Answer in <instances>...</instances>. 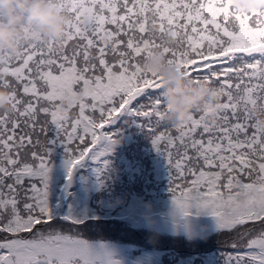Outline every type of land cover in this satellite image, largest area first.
<instances>
[{
  "label": "snow or ice",
  "instance_id": "snow-or-ice-1",
  "mask_svg": "<svg viewBox=\"0 0 264 264\" xmlns=\"http://www.w3.org/2000/svg\"><path fill=\"white\" fill-rule=\"evenodd\" d=\"M60 4L72 17L64 41L25 46L19 58L0 56V87L11 90L13 107L0 114V233L12 237L0 240V264H120L107 245L58 230L49 198L57 149L72 158L70 182L91 162L103 186L120 133L98 130L121 118L142 132L147 128L154 149L167 159L172 203L186 215L212 216L220 232L264 221V119L256 115L264 113V12L241 13L233 0ZM155 49L197 83L217 85L222 102L194 113L182 127L167 125L163 78L143 67ZM65 101H73L71 111L64 110ZM21 122L28 131L17 137ZM37 128L43 142L39 134L32 137ZM61 219L86 223L74 214ZM36 225L44 227L33 232ZM251 231L239 233L247 250L230 255L227 264H264V228L255 238Z\"/></svg>",
  "mask_w": 264,
  "mask_h": 264
},
{
  "label": "trees",
  "instance_id": "trees-1",
  "mask_svg": "<svg viewBox=\"0 0 264 264\" xmlns=\"http://www.w3.org/2000/svg\"><path fill=\"white\" fill-rule=\"evenodd\" d=\"M197 2L200 3L201 0ZM233 3L241 13L264 12L259 8H248L247 0H233ZM260 4L264 6V0H260ZM107 27L112 28L113 26L108 25ZM209 28L215 31L211 26ZM236 55L242 54L237 53ZM233 63L237 62L233 61ZM9 79L12 78L9 77ZM18 95L23 96L22 91L18 92ZM23 98L29 99L26 96ZM138 100L142 102L144 97L141 96ZM76 112L77 110L73 109L72 114L75 115ZM2 113L0 111V114ZM141 122L146 124L143 118ZM208 122L215 123L216 121L209 117ZM163 129L164 126H159L156 131ZM104 130L110 133H120L116 139L122 143L107 158L111 162V168L104 178L103 186H100L97 181V165L88 162L78 172L79 183L71 189L70 196L65 202L62 194L69 181L67 170L62 166L65 154L62 149H57L52 157L54 167L51 173L49 201L57 220L51 223L55 224L57 229L63 231L64 234L79 235L92 243L114 242L130 247L132 264H227L230 255L247 250L244 247V241L238 239L239 233L251 229L252 237L256 231L264 228V221H248L243 225H236L231 230L218 231L208 238H199L194 241L185 236L164 235L150 228L135 229L124 219L132 217L136 221L150 224L148 218L153 217L155 220L166 219L174 224L167 215L169 208L173 205L169 190L171 173L168 162L154 149L147 135V128L142 132L136 126L128 124L127 118H121L116 124L107 125L105 129L98 131ZM26 131L28 129L21 122L20 127L16 129V136L23 135ZM38 134L43 142L46 136L39 132V128L32 133L33 139ZM142 134L146 139L141 136ZM51 135V132L47 133V136ZM172 135H177L174 130ZM197 135L199 136V132ZM90 139V136L85 137V143H88L89 147H91ZM244 179L247 182V177ZM27 183L26 180L25 185ZM18 206L22 209V202ZM69 214L86 219V223L73 225L71 221L61 219ZM209 217L212 216L193 214L185 224L194 225ZM43 227L44 225H36L33 232ZM6 235L12 238L10 234L0 233V240ZM31 235L32 233L20 234L24 237ZM234 242L238 247H232Z\"/></svg>",
  "mask_w": 264,
  "mask_h": 264
},
{
  "label": "clouds",
  "instance_id": "clouds-1",
  "mask_svg": "<svg viewBox=\"0 0 264 264\" xmlns=\"http://www.w3.org/2000/svg\"><path fill=\"white\" fill-rule=\"evenodd\" d=\"M247 7L264 10L260 0H247ZM71 21V14L64 11L60 0H0V56L6 54L11 58H19L24 55L25 46L62 42L67 38L68 25ZM171 43L175 44V41ZM167 60L162 50L155 49L143 65L145 71L156 73L163 78L162 95L168 106L164 122L167 125L182 127L189 122L194 113L205 112L222 102V91L217 85L197 83L183 71L170 65ZM11 97L10 89L0 87V111L9 113L13 111ZM71 103L73 101L64 102L65 111H71ZM256 115L264 119V113L257 111ZM121 143L122 141L118 140L113 146V151ZM62 166L66 170L71 168L72 158L64 157ZM242 200L246 203L247 196H243ZM186 211L172 205L167 215L174 224L181 225L189 221ZM148 220L155 226L156 220L153 217H149Z\"/></svg>",
  "mask_w": 264,
  "mask_h": 264
},
{
  "label": "rangeland",
  "instance_id": "rangeland-1",
  "mask_svg": "<svg viewBox=\"0 0 264 264\" xmlns=\"http://www.w3.org/2000/svg\"><path fill=\"white\" fill-rule=\"evenodd\" d=\"M167 2H171V0H167ZM176 2H179V0H176ZM164 126L163 124L160 125V127ZM252 131L249 130V133ZM144 139H146L145 135H141ZM243 138V137H241ZM87 164V163H86ZM85 164V165H86ZM84 165V166H85ZM83 168V167H82ZM78 169L71 182L68 181L65 187V190L62 194V199L66 202L67 199L70 196V191L72 188H74L77 185V178L76 175L78 172L82 169ZM126 223L130 224L132 227H135V229H144V228H150L153 229L161 234L164 235H179V236H185V238L189 240H196L199 238L209 237L213 233L218 232L215 218L209 217L207 220H203L200 223L194 224V225H175L167 221L166 219H158L156 220L155 226L148 224L146 222L142 221H136L132 217H127L124 219ZM206 229V231H205ZM262 229L256 231L252 238H255L257 235L260 234ZM194 233H198V235H194ZM93 244H105L109 247V249L114 253V259L120 261V264H132V260L130 258V247H127L125 245L116 244L114 242H97Z\"/></svg>",
  "mask_w": 264,
  "mask_h": 264
}]
</instances>
